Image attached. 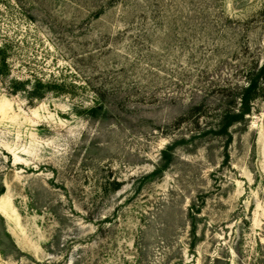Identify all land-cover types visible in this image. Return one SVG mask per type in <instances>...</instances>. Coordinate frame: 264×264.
Segmentation results:
<instances>
[{
  "label": "rangeland",
  "instance_id": "rangeland-1",
  "mask_svg": "<svg viewBox=\"0 0 264 264\" xmlns=\"http://www.w3.org/2000/svg\"><path fill=\"white\" fill-rule=\"evenodd\" d=\"M1 35L49 87L0 82V264H264V83L219 127L264 0H0Z\"/></svg>",
  "mask_w": 264,
  "mask_h": 264
},
{
  "label": "trees",
  "instance_id": "trees-1",
  "mask_svg": "<svg viewBox=\"0 0 264 264\" xmlns=\"http://www.w3.org/2000/svg\"><path fill=\"white\" fill-rule=\"evenodd\" d=\"M0 40V82L6 92L10 95L23 94L25 99L33 104V101L42 99L47 88L40 79L33 78V83L28 79H22L14 76L13 60L15 57L22 55V41L11 39L6 35H1ZM30 76V75H29ZM264 78V65H262L258 73L252 77H248L247 83L243 86L235 100H238L239 109L227 110L220 116L219 127L221 132H226L227 128L233 123L239 122L246 114H249L250 103L260 95ZM262 80V81H261ZM4 192V188L0 189V194Z\"/></svg>",
  "mask_w": 264,
  "mask_h": 264
}]
</instances>
